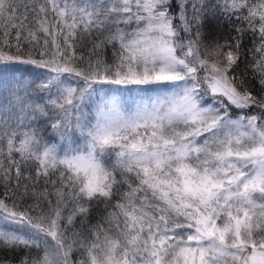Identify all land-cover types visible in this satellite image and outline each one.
I'll return each instance as SVG.
<instances>
[{
    "label": "snow or ice",
    "instance_id": "snow-or-ice-1",
    "mask_svg": "<svg viewBox=\"0 0 264 264\" xmlns=\"http://www.w3.org/2000/svg\"><path fill=\"white\" fill-rule=\"evenodd\" d=\"M0 264H264V0H0Z\"/></svg>",
    "mask_w": 264,
    "mask_h": 264
},
{
    "label": "trees",
    "instance_id": "trees-1",
    "mask_svg": "<svg viewBox=\"0 0 264 264\" xmlns=\"http://www.w3.org/2000/svg\"><path fill=\"white\" fill-rule=\"evenodd\" d=\"M233 22H229L228 20L222 18V17H217L211 19L208 24L206 25V35L209 40H221V42L224 39H227L230 36H234L235 33L232 31L233 28ZM245 45L248 44L247 38H245L244 41ZM111 55V51H109V56ZM93 217L97 216V212L93 211L92 213ZM93 222H95L93 220Z\"/></svg>",
    "mask_w": 264,
    "mask_h": 264
},
{
    "label": "rangeland",
    "instance_id": "rangeland-1",
    "mask_svg": "<svg viewBox=\"0 0 264 264\" xmlns=\"http://www.w3.org/2000/svg\"><path fill=\"white\" fill-rule=\"evenodd\" d=\"M136 96V93L133 92L131 94L125 92L123 96L121 97V102L125 104V107L133 105L136 101L133 99V97ZM139 98H137L138 100Z\"/></svg>",
    "mask_w": 264,
    "mask_h": 264
}]
</instances>
